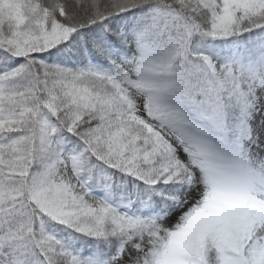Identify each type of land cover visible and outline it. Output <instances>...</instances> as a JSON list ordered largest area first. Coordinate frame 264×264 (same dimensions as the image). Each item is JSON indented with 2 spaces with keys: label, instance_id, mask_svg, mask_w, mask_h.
<instances>
[{
  "label": "snow or ice",
  "instance_id": "6c2138e0",
  "mask_svg": "<svg viewBox=\"0 0 264 264\" xmlns=\"http://www.w3.org/2000/svg\"><path fill=\"white\" fill-rule=\"evenodd\" d=\"M0 264H264V0H0Z\"/></svg>",
  "mask_w": 264,
  "mask_h": 264
}]
</instances>
